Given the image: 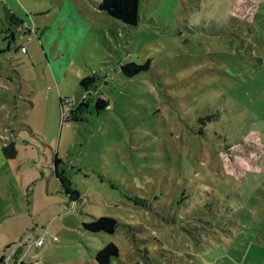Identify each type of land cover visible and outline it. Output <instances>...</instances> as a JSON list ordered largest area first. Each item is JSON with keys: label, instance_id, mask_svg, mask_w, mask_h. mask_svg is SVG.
I'll list each match as a JSON object with an SVG mask.
<instances>
[{"label": "rangeland", "instance_id": "1", "mask_svg": "<svg viewBox=\"0 0 264 264\" xmlns=\"http://www.w3.org/2000/svg\"><path fill=\"white\" fill-rule=\"evenodd\" d=\"M47 2L0 0V264H98L109 241L108 264H264V0H139L130 27ZM61 3L81 19L59 30ZM90 73L107 106L64 121ZM100 215L114 232L83 227Z\"/></svg>", "mask_w": 264, "mask_h": 264}, {"label": "trees", "instance_id": "2", "mask_svg": "<svg viewBox=\"0 0 264 264\" xmlns=\"http://www.w3.org/2000/svg\"><path fill=\"white\" fill-rule=\"evenodd\" d=\"M98 7L101 10L106 11L109 15L120 19L127 27L134 26L139 18V0H100ZM12 35V32H10ZM150 66V60H144L143 62H137L134 60H125L120 63V70L126 76H132L140 71L148 69ZM98 77L94 73L86 74L79 78V85L83 88L86 94L75 105H73L69 113L63 116L64 121L73 120L78 121L83 118V113L89 110L95 109L101 111L107 106V100L101 95H95L91 88L96 86ZM63 98H59L58 104L62 112ZM7 148L11 149L12 154L15 153V148L12 143L3 146V150ZM60 161L58 157L54 158L55 173L62 181L63 187L68 193L71 194L72 199L77 197V191L70 188L69 176L61 175L57 169V162ZM68 176V177H67ZM72 193H75L72 196ZM117 219L111 215L93 216L91 219L83 221L82 225L85 229L90 231H105L114 232L117 227ZM119 253V248L113 241L107 242L103 247L99 248L95 253V259L98 264H108L112 256H116ZM32 264V263H31ZM153 264V263H151Z\"/></svg>", "mask_w": 264, "mask_h": 264}, {"label": "crops", "instance_id": "3", "mask_svg": "<svg viewBox=\"0 0 264 264\" xmlns=\"http://www.w3.org/2000/svg\"><path fill=\"white\" fill-rule=\"evenodd\" d=\"M53 5V2L50 3V0H48L47 4H46V8L45 9H36V11H42L43 13L45 11H50V6ZM61 5L65 8V12H63V10L58 14L56 15L55 17V25L58 23L59 26H58V29L60 30L61 28H66L69 23L71 21H78L81 19L80 15L75 12L72 8H70V4H64V3H61ZM42 12H39V13H42ZM46 14V13H45ZM44 14V15H45ZM62 14H65L64 17ZM45 17H48V15H46ZM49 21V20H48ZM63 22V23H62ZM17 22H15L14 24L10 23V26L8 27V30L5 32L6 34V37H5V40H7V44H6V49L5 50H8L9 49V45L11 44V41H14L15 40V33L17 32H14L13 31V27L12 25H15ZM42 27H45L46 30H43ZM40 27V29H42V31H40L41 33V36L43 37V39L45 40L47 46L53 50V47L50 45V22H44V25ZM19 29V27L17 28ZM10 32H12V35L10 34ZM23 45V44H21ZM15 50H17V46L15 45ZM20 52H24V53H27L28 52V48L25 46V51H22L20 49ZM10 69H11V64L8 66ZM13 73L16 74V72L13 71ZM84 76V75H83ZM82 77V76H81ZM18 79V77H17ZM79 81V79H78ZM79 84V83H78ZM59 98H61V96L59 95L58 97V101H59ZM76 104V103H75ZM76 167L74 164H72L71 168H74ZM38 239V238H37ZM41 245V244H40ZM4 257V252L3 254L0 255V260L1 262L5 263L6 262V258L4 259H1ZM12 257V256H11Z\"/></svg>", "mask_w": 264, "mask_h": 264}, {"label": "built area", "instance_id": "4", "mask_svg": "<svg viewBox=\"0 0 264 264\" xmlns=\"http://www.w3.org/2000/svg\"><path fill=\"white\" fill-rule=\"evenodd\" d=\"M20 49H21L22 51H25V46H24V45H21V46H20ZM85 95H86V94L83 93L82 97H84ZM72 106H73L72 103L68 102L67 99H64V98H63V103H62V106H61V108H62V115H63V116L67 115V114L69 113V110H70V108H71ZM36 244H37V245L42 244V238H38V239H36ZM32 264H40V263L37 261V262H34V263H32Z\"/></svg>", "mask_w": 264, "mask_h": 264}]
</instances>
